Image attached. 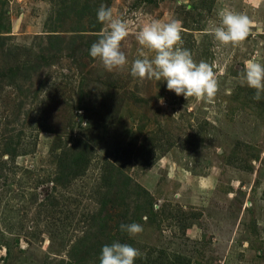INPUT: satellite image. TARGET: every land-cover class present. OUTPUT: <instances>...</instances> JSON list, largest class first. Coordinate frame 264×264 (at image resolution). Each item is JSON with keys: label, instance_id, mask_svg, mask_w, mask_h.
<instances>
[{"label": "rangeland", "instance_id": "obj_1", "mask_svg": "<svg viewBox=\"0 0 264 264\" xmlns=\"http://www.w3.org/2000/svg\"><path fill=\"white\" fill-rule=\"evenodd\" d=\"M84 1L0 0V264H100L117 242L134 264H264V94L240 83L264 65V0H99L129 29L113 72L90 56L105 26L90 31ZM223 9L252 22L239 46L214 41ZM154 19L213 67L210 102L132 77Z\"/></svg>", "mask_w": 264, "mask_h": 264}, {"label": "clouds", "instance_id": "obj_2", "mask_svg": "<svg viewBox=\"0 0 264 264\" xmlns=\"http://www.w3.org/2000/svg\"><path fill=\"white\" fill-rule=\"evenodd\" d=\"M219 25L212 29L214 41L219 45L233 47L241 45L250 34L249 16L223 9L218 13ZM98 22L105 27L99 39L90 48V56L98 60L105 70H123L128 64L122 41L129 35L128 24L117 15L115 9L101 5L97 10ZM181 23L173 20L168 23L152 20L144 24L136 33L139 56L131 64V75L140 80L166 81L167 89L187 101L210 102L216 95L218 82L213 67L207 62L194 61L190 50L182 48ZM241 85L255 90L254 100L259 101L264 94V65L246 62L240 76ZM164 104L163 98L160 100ZM122 231L130 236L143 232L138 223L121 224ZM140 256L138 249L119 242L102 248L100 264H134Z\"/></svg>", "mask_w": 264, "mask_h": 264}, {"label": "trees", "instance_id": "obj_3", "mask_svg": "<svg viewBox=\"0 0 264 264\" xmlns=\"http://www.w3.org/2000/svg\"><path fill=\"white\" fill-rule=\"evenodd\" d=\"M77 1H79V0H74L75 3H77ZM99 2H100L99 0H97V1L85 0L83 2V4L81 3V9L80 10H81L82 15H86V14H89V12H91L90 13L91 19H90L89 28H90V31H94V32L100 31L102 26H103V24L98 22V19H97V10L100 8L98 6ZM54 37L59 38V36H56V35ZM51 38L53 39L51 41H54V38L53 37H51ZM53 45H54V42H53ZM84 144L86 145V142H84ZM84 155L86 156L85 165H87L89 161L87 160V158H88L87 153L85 154L84 151L80 154H75V159H72V162H70V163L66 162V160H64V159H61V161L59 163V170L57 173V178H56L55 183L56 184H66V180L68 177L75 178V177H77V175L81 174L79 171V170H81V166L79 168H77V167L73 168V167H69V166H72L73 164L78 163L79 159L83 158ZM71 168H73L72 171H71Z\"/></svg>", "mask_w": 264, "mask_h": 264}]
</instances>
